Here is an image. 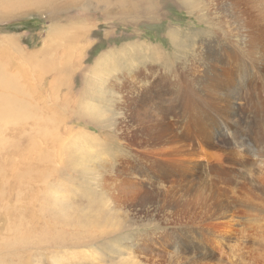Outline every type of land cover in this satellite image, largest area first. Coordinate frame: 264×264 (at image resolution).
<instances>
[{"label": "rangeland", "instance_id": "374dc122", "mask_svg": "<svg viewBox=\"0 0 264 264\" xmlns=\"http://www.w3.org/2000/svg\"><path fill=\"white\" fill-rule=\"evenodd\" d=\"M0 72V264H264V0H0Z\"/></svg>", "mask_w": 264, "mask_h": 264}, {"label": "bare ground", "instance_id": "6f19581e", "mask_svg": "<svg viewBox=\"0 0 264 264\" xmlns=\"http://www.w3.org/2000/svg\"><path fill=\"white\" fill-rule=\"evenodd\" d=\"M5 78L3 72H0V87L8 88L10 81L7 82L8 80ZM6 103L4 105H0V121H5L9 120L12 117V106L14 103L11 102V100L5 101ZM7 124V123H6Z\"/></svg>", "mask_w": 264, "mask_h": 264}]
</instances>
